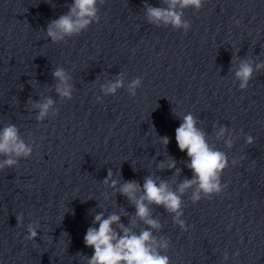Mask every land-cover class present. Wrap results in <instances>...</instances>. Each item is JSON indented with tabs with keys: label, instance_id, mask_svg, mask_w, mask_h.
Returning a JSON list of instances; mask_svg holds the SVG:
<instances>
[{
	"label": "water",
	"instance_id": "95a60500",
	"mask_svg": "<svg viewBox=\"0 0 264 264\" xmlns=\"http://www.w3.org/2000/svg\"><path fill=\"white\" fill-rule=\"evenodd\" d=\"M72 2L0 0V130L14 124L33 148L0 170V264H87L94 249L84 236L98 227L99 213L120 216L136 234L150 230L169 240L161 254L170 264H264V67L255 70L264 65V0H204L200 10H183L187 31L148 22L145 3L166 7L163 0H105L97 5L99 22L52 43L47 26ZM242 60L254 68L246 90L235 76ZM57 67L70 77L71 100L55 91ZM121 75L124 86L105 96L102 86ZM135 78L142 83L131 96ZM46 98L55 103L37 121L34 104ZM189 113L228 158L224 187L196 203L195 186L186 190L180 219L187 230L175 213L145 200L161 225L151 229L119 189L126 181L142 189L151 177L176 191L193 178L175 140ZM221 127L227 131L218 137ZM170 159L175 168L167 167ZM109 170L115 187L104 183ZM29 224L35 240L25 238Z\"/></svg>",
	"mask_w": 264,
	"mask_h": 264
},
{
	"label": "clouds",
	"instance_id": "9594fccd",
	"mask_svg": "<svg viewBox=\"0 0 264 264\" xmlns=\"http://www.w3.org/2000/svg\"><path fill=\"white\" fill-rule=\"evenodd\" d=\"M105 0H73L67 14L52 20L46 29V35L52 43L65 42L66 38L79 35L85 31L93 22H99L98 7L103 5ZM166 7H153L145 3V13L150 24L156 26H169L175 29L189 30L190 22L183 19V10L195 8L200 10L204 0H163ZM264 65L257 64L255 70H259ZM254 72L253 62L242 60L235 70V76L240 81L239 88L246 90ZM57 81L55 91L61 98L72 99L73 86L69 83L70 77L62 67H57L52 73ZM141 79L135 78L128 83V93L136 95V89L141 86ZM124 86V80L118 76L114 81L102 86L105 96L115 95ZM100 100V97H97ZM54 101L46 98L43 103H36L34 107L39 109L37 121H43L53 108ZM226 128L221 127L219 136H224ZM162 142L166 146L169 143L168 137H162ZM175 140L181 152H186L190 158L187 167L192 171L193 178L185 179L180 183L176 191L169 190L168 183L161 181L157 184L151 177L145 179L142 189L136 181H126L120 186L119 192L136 206V216L144 221L151 229H159L161 225L158 221L150 217L149 208L144 201L149 204L162 206L167 212L175 213L174 222L181 229H186L185 221L180 219L183 215L181 211V197L186 190L195 186L191 200L198 202L202 195L210 197L212 194H219L224 186L221 185L220 178L223 171L228 166V158L222 151L216 150L206 141L205 133L197 127V120L189 113L182 116V123L175 130ZM246 142L251 145L253 137H246ZM228 148L232 147V141H225ZM33 152L32 145L26 144L21 138L19 129L14 124H8L0 130V156L6 157L0 161V170L16 166L20 158H28ZM238 161L233 160L235 165ZM164 164L160 167L164 168ZM176 162L170 159L168 168H175ZM177 174L179 169L176 170ZM111 182L115 187L117 180L112 179V172L109 170L105 184ZM143 191L140 199L136 198L138 191ZM179 193V194H178ZM17 223H23L22 215L17 217ZM94 225L89 227L84 236V244L93 248L94 253L87 258V264H170L169 258L162 255L161 251L169 247L170 241L167 239H157L152 231L143 230L136 234L131 228L120 223V216L116 214L104 218L103 213L95 215ZM116 225V228L113 227ZM27 240L37 238V229L29 224L27 228ZM227 259V256L225 257Z\"/></svg>",
	"mask_w": 264,
	"mask_h": 264
}]
</instances>
